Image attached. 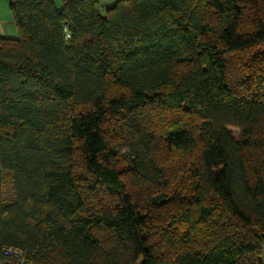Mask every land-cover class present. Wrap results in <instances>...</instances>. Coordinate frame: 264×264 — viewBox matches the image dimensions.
<instances>
[{
	"label": "trees",
	"instance_id": "trees-1",
	"mask_svg": "<svg viewBox=\"0 0 264 264\" xmlns=\"http://www.w3.org/2000/svg\"><path fill=\"white\" fill-rule=\"evenodd\" d=\"M9 2L0 264H264V0Z\"/></svg>",
	"mask_w": 264,
	"mask_h": 264
},
{
	"label": "rangeland",
	"instance_id": "rangeland-1",
	"mask_svg": "<svg viewBox=\"0 0 264 264\" xmlns=\"http://www.w3.org/2000/svg\"><path fill=\"white\" fill-rule=\"evenodd\" d=\"M100 3L102 5H104V6H113L114 5V3H112L109 0H100ZM170 114H171L170 112H166L165 116L167 118H170V117H172V115H170ZM231 131L236 137H238L239 134H240L239 131L236 128H231ZM163 156L166 158V160L168 162V164H167V168L168 169H178L179 164H181V162H180L181 159L180 158H177L174 153H172L170 151H167V150L163 151ZM120 157L122 158V162L120 160V165H122V166L124 165L123 169H124V171L127 172L128 168H125V167L130 164L129 154L127 152H125L124 150H122V155ZM125 175H127V173ZM127 184H128V188H129L130 191H135L136 192L135 188L132 186V184L130 182H128ZM7 188L9 189L10 186L8 185ZM137 191H138V189H137ZM262 260H263V263H264V253L262 255Z\"/></svg>",
	"mask_w": 264,
	"mask_h": 264
},
{
	"label": "crops",
	"instance_id": "crops-1",
	"mask_svg": "<svg viewBox=\"0 0 264 264\" xmlns=\"http://www.w3.org/2000/svg\"><path fill=\"white\" fill-rule=\"evenodd\" d=\"M115 3L117 0H109ZM9 0H0V34L7 37L18 35L17 27L9 9Z\"/></svg>",
	"mask_w": 264,
	"mask_h": 264
},
{
	"label": "built area",
	"instance_id": "built-area-1",
	"mask_svg": "<svg viewBox=\"0 0 264 264\" xmlns=\"http://www.w3.org/2000/svg\"><path fill=\"white\" fill-rule=\"evenodd\" d=\"M4 252L6 254H11L15 257V264H28L26 261V258L24 256V253L15 247H11V248H5Z\"/></svg>",
	"mask_w": 264,
	"mask_h": 264
}]
</instances>
